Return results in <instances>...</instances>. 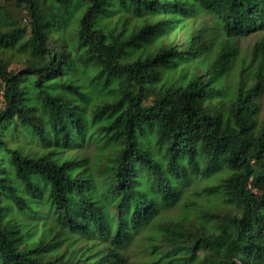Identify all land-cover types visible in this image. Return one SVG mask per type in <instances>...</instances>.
<instances>
[{
	"label": "trees",
	"instance_id": "trees-1",
	"mask_svg": "<svg viewBox=\"0 0 264 264\" xmlns=\"http://www.w3.org/2000/svg\"><path fill=\"white\" fill-rule=\"evenodd\" d=\"M0 87V264H264V0H0Z\"/></svg>",
	"mask_w": 264,
	"mask_h": 264
},
{
	"label": "rangeland",
	"instance_id": "rangeland-1",
	"mask_svg": "<svg viewBox=\"0 0 264 264\" xmlns=\"http://www.w3.org/2000/svg\"><path fill=\"white\" fill-rule=\"evenodd\" d=\"M263 36V33L262 32H254L252 34H250L248 37H245V38H242V39H238V44H239V48H240V52L241 54L245 51V50H248L250 51L252 46L254 45V43L256 41H258L259 39H261V37ZM19 51L17 50H13V51H9V52H6V56L7 57H11L13 62H12V65L11 67L13 68H16V67H19L21 65V61L19 60ZM5 101H4V98H3V94H2V90H1V87H0V108H4L5 107ZM259 107H260V112L261 114L263 115L264 114V91L262 92L261 96L259 97ZM20 140L22 142H24L27 146V149H33V148H36V143L35 142H27V139L23 138L22 136H20ZM29 141V140H28ZM100 148L95 145L94 143H92L91 145H88L87 146V150L89 151L90 153V159H95V157L100 154ZM249 187L250 188H254L256 192H258L257 190V187L254 186L253 184H249ZM256 187V188H255ZM179 214L180 211L179 209H175L174 211H171V214ZM143 247L144 245L141 246L140 244V241L139 242H136L135 244L132 245V248L130 249L129 251V254L131 256L130 258V262L129 264H144L145 263V260L146 258L148 257L147 253H144L143 252Z\"/></svg>",
	"mask_w": 264,
	"mask_h": 264
}]
</instances>
